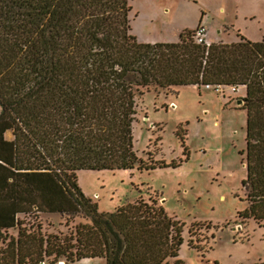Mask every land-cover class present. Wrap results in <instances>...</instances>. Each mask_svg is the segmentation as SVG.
I'll list each match as a JSON object with an SVG mask.
<instances>
[{"label":"trees","instance_id":"1","mask_svg":"<svg viewBox=\"0 0 264 264\" xmlns=\"http://www.w3.org/2000/svg\"><path fill=\"white\" fill-rule=\"evenodd\" d=\"M130 10V0H0V165L10 170L13 192L33 195V212L89 218L68 233L29 230L8 200L0 236L11 227L18 234L0 246V264L96 256L170 264L179 256L183 226L163 203L141 197L101 211L77 180L82 168L137 165V92L152 85L246 86L242 215L264 220V35L208 45L186 29L177 41H140ZM10 128L13 140L4 137Z\"/></svg>","mask_w":264,"mask_h":264},{"label":"rangeland","instance_id":"2","mask_svg":"<svg viewBox=\"0 0 264 264\" xmlns=\"http://www.w3.org/2000/svg\"><path fill=\"white\" fill-rule=\"evenodd\" d=\"M134 34L143 41H177L181 30L204 25L207 37L253 40L264 35V0H130ZM182 30V31H183ZM246 86L152 85L137 92L130 168H82L77 180L101 211L138 198H156L183 226V243L170 264H252L264 260V220L242 215L249 206ZM146 164L154 166H146ZM89 218L79 213L22 218L29 230L68 233ZM6 247L18 229L3 231ZM107 264L103 256L41 264Z\"/></svg>","mask_w":264,"mask_h":264},{"label":"crops","instance_id":"3","mask_svg":"<svg viewBox=\"0 0 264 264\" xmlns=\"http://www.w3.org/2000/svg\"><path fill=\"white\" fill-rule=\"evenodd\" d=\"M182 30H181V33L184 31V30L183 31ZM132 32H133V27H132ZM181 33H180V35H181ZM180 35H179V39H180ZM216 36H217V38L207 37V39L211 42H213V41H223V42L237 41V40L228 41L224 37H220L218 35H216ZM241 37H240V39H241ZM140 41H143V40H140ZM149 42H155V41H149ZM4 137H5V139L13 140L15 138V133H14L13 129H11V128L7 129L4 133ZM0 147H6V146H5V144H2V145H0ZM2 152L5 155L11 156V154H12V151L9 152V151H7V149H3ZM10 176H11L10 170H8V169H6L0 165V208L1 209H8V205L6 204V202L8 200H11L16 204V207L11 208V211H13L12 213H14V211L19 210L16 213V216L19 217L20 219L26 218V217H32L35 214V212L32 211L33 195L30 193H27V192H25V193L13 192V189H12L13 184L10 183V181L13 180V177H10ZM7 191H10V192H7ZM30 208H31V210H30ZM41 213L42 214H50L51 213V214H55V215L61 214V212H59V211H53V212L41 211ZM16 228L17 227H11L8 230L16 229Z\"/></svg>","mask_w":264,"mask_h":264},{"label":"built area","instance_id":"4","mask_svg":"<svg viewBox=\"0 0 264 264\" xmlns=\"http://www.w3.org/2000/svg\"><path fill=\"white\" fill-rule=\"evenodd\" d=\"M194 37L198 42H205L208 45L211 43V41H209L207 39V31H206V27L204 25H199L195 30H194ZM207 86H212V85H207ZM235 88H237L238 86L233 85Z\"/></svg>","mask_w":264,"mask_h":264},{"label":"water","instance_id":"5","mask_svg":"<svg viewBox=\"0 0 264 264\" xmlns=\"http://www.w3.org/2000/svg\"><path fill=\"white\" fill-rule=\"evenodd\" d=\"M243 102H244V99L243 98H238L237 104H241ZM2 111H3V106L0 104V114H2Z\"/></svg>","mask_w":264,"mask_h":264},{"label":"bare ground","instance_id":"6","mask_svg":"<svg viewBox=\"0 0 264 264\" xmlns=\"http://www.w3.org/2000/svg\"><path fill=\"white\" fill-rule=\"evenodd\" d=\"M60 264H66V261L65 260H62Z\"/></svg>","mask_w":264,"mask_h":264}]
</instances>
